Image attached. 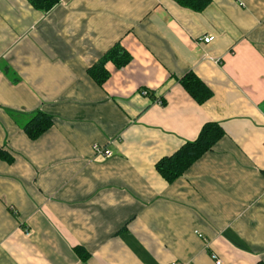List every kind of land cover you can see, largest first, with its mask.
Segmentation results:
<instances>
[{
  "label": "crops",
  "instance_id": "0c3cea01",
  "mask_svg": "<svg viewBox=\"0 0 264 264\" xmlns=\"http://www.w3.org/2000/svg\"><path fill=\"white\" fill-rule=\"evenodd\" d=\"M116 42L133 59L99 85ZM38 110L54 124L33 140L10 111ZM209 121L224 136L169 183L156 163ZM0 149V264L264 261V0H0Z\"/></svg>",
  "mask_w": 264,
  "mask_h": 264
},
{
  "label": "trees",
  "instance_id": "16d2710c",
  "mask_svg": "<svg viewBox=\"0 0 264 264\" xmlns=\"http://www.w3.org/2000/svg\"><path fill=\"white\" fill-rule=\"evenodd\" d=\"M29 1L35 8L48 11L61 0ZM176 1L180 5L195 11H203L211 2V0ZM132 59V54L120 42H116L96 63L89 67L88 71L99 85H103L110 76V73L106 68L108 62H112L117 68L121 69L129 64ZM179 82L199 104H204L213 96V90L193 71L182 76L179 79ZM10 114L21 126L25 134L33 140L40 138L54 124V117L40 110L28 114L10 111ZM224 134L225 130L220 123L215 121L205 123L196 139L186 141L173 154L162 157L156 163L157 171L169 183L174 182L206 152L212 150L214 145L224 136ZM0 158L10 163L14 160V156L5 149H0ZM77 251L80 255H83V258H88L89 253L88 251H85L83 247H77ZM256 264H264V261H258Z\"/></svg>",
  "mask_w": 264,
  "mask_h": 264
},
{
  "label": "built area",
  "instance_id": "2783aa9c",
  "mask_svg": "<svg viewBox=\"0 0 264 264\" xmlns=\"http://www.w3.org/2000/svg\"><path fill=\"white\" fill-rule=\"evenodd\" d=\"M200 40L205 43V44H209L211 42H213L215 40V35L213 34H208V35H204L203 37L200 38ZM143 94L144 95H149L150 94V91L148 89H144L143 90ZM94 152L98 155H102L103 157L105 158H109L111 156H113V151L111 149H108L106 147H104L103 145H100L98 143H95L93 146H92ZM201 236V235H200ZM212 257L216 260V263L217 264H221L222 261L220 258H218L217 254H212ZM173 264H176V263H173Z\"/></svg>",
  "mask_w": 264,
  "mask_h": 264
}]
</instances>
